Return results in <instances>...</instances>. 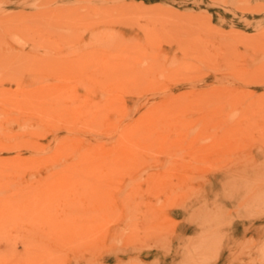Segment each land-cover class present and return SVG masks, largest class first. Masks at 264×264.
<instances>
[{"label": "rangeland", "instance_id": "374dc122", "mask_svg": "<svg viewBox=\"0 0 264 264\" xmlns=\"http://www.w3.org/2000/svg\"><path fill=\"white\" fill-rule=\"evenodd\" d=\"M0 264H264V0H0Z\"/></svg>", "mask_w": 264, "mask_h": 264}]
</instances>
